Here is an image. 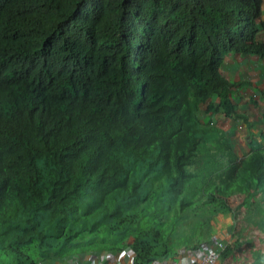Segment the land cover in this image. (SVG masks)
Returning <instances> with one entry per match:
<instances>
[{"label":"trees","instance_id":"16d2710c","mask_svg":"<svg viewBox=\"0 0 264 264\" xmlns=\"http://www.w3.org/2000/svg\"><path fill=\"white\" fill-rule=\"evenodd\" d=\"M262 2L0 0V264L166 261L236 211L264 264V147L202 121L239 116L221 64L264 55Z\"/></svg>","mask_w":264,"mask_h":264},{"label":"crops","instance_id":"0c3cea01","mask_svg":"<svg viewBox=\"0 0 264 264\" xmlns=\"http://www.w3.org/2000/svg\"><path fill=\"white\" fill-rule=\"evenodd\" d=\"M261 19L263 26L257 39L264 44V0ZM221 72L236 84L231 95L235 112L239 116H226L218 110L216 114L220 122L217 126L228 136L236 153L244 156L254 149L264 147V55L228 52L223 58ZM215 100L217 101L216 97L213 98L214 103ZM217 219L222 218L218 215ZM223 220L225 221L224 218ZM187 253L186 249H182L173 257L171 264H185ZM131 260V250L123 248L112 251L87 250L62 257H47L37 264H131Z\"/></svg>","mask_w":264,"mask_h":264},{"label":"rangeland","instance_id":"374dc122","mask_svg":"<svg viewBox=\"0 0 264 264\" xmlns=\"http://www.w3.org/2000/svg\"><path fill=\"white\" fill-rule=\"evenodd\" d=\"M216 101V100H215ZM203 122L209 123V124H218L220 122L219 117L216 113L207 114L202 118ZM241 214L236 211L234 212V217L232 214L227 213L223 215H219L222 219H217L214 222V227L221 228L226 227L227 229L229 226L233 225L235 223L236 229L234 233L232 234V238L228 244V247L226 248L223 257L220 259V261L217 264H242L245 260L249 258V255L247 254L246 245H245V239H248L249 233L253 231L254 227L250 224H245L242 227H239L238 220ZM225 219V221L223 220ZM219 224V225H218ZM230 230V228H228ZM231 232V230H230ZM233 243H237L238 246L233 245ZM233 245V246H232ZM234 253H236V256H232Z\"/></svg>","mask_w":264,"mask_h":264},{"label":"built area","instance_id":"2783aa9c","mask_svg":"<svg viewBox=\"0 0 264 264\" xmlns=\"http://www.w3.org/2000/svg\"><path fill=\"white\" fill-rule=\"evenodd\" d=\"M226 227H217L212 236L204 244L196 246L192 250H187L185 264H217L221 259V254L232 234ZM172 261H154L151 264H171ZM114 264V263H113Z\"/></svg>","mask_w":264,"mask_h":264},{"label":"clouds","instance_id":"9594fccd","mask_svg":"<svg viewBox=\"0 0 264 264\" xmlns=\"http://www.w3.org/2000/svg\"><path fill=\"white\" fill-rule=\"evenodd\" d=\"M230 230H231V229H230ZM231 233H232V230H231ZM177 254H178V253H177ZM177 254H176V255H177ZM174 256H175V255H174ZM174 256H173V257H174ZM173 257H172L171 259H169V260L172 261ZM171 263H172V262H171Z\"/></svg>","mask_w":264,"mask_h":264}]
</instances>
